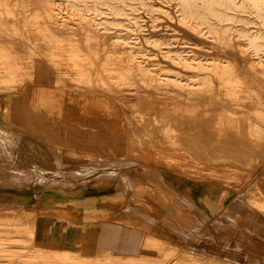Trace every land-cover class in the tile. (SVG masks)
Instances as JSON below:
<instances>
[{
  "label": "rangeland",
  "instance_id": "rangeland-1",
  "mask_svg": "<svg viewBox=\"0 0 264 264\" xmlns=\"http://www.w3.org/2000/svg\"><path fill=\"white\" fill-rule=\"evenodd\" d=\"M233 1L222 22L188 27L183 0H0V65L13 70L0 77V264H264V212L245 193L264 187V91L209 99L204 81L219 62L243 80V61L264 67V0ZM33 51L85 96L46 77L43 112L30 110ZM17 172L33 178L9 182ZM108 225L124 238L96 236Z\"/></svg>",
  "mask_w": 264,
  "mask_h": 264
},
{
  "label": "bare ground",
  "instance_id": "bare-ground-1",
  "mask_svg": "<svg viewBox=\"0 0 264 264\" xmlns=\"http://www.w3.org/2000/svg\"><path fill=\"white\" fill-rule=\"evenodd\" d=\"M250 2L252 1L254 4H257V2H261V0H249ZM259 4V3H258ZM236 6V4L234 3L233 0H183V13L184 16L182 17V20H180V22L182 23V25L188 26V27H193L194 22L191 21L190 17H193V19H198L201 22H205V19H208V15L212 14L215 15L220 22L223 21V19L228 18V14L226 12V9L228 8H234ZM169 15V13H167ZM218 23V26L212 25L210 24V27L212 26V28L214 29V31H221L223 30V28L225 27L224 24ZM198 31V30H197ZM198 33V32H196ZM225 38V37H222ZM231 46V45H230ZM33 54V64L34 66H36L38 68L39 74L38 75H42L39 76L41 79L37 82L38 84H33L31 87L29 85H27V87L22 91L21 93V99L22 98H29L28 104H26L27 107H29L30 110H33L34 108H39V113H42V109H40V107H42V102L39 100H34L35 94L36 92L39 94L41 91H43V89H46V84L44 82L46 77H50L51 82H52V88L54 89V91L51 90V92H55V91H59L61 92H70V93H78L79 95H83L85 96V94L82 92H77L79 91V87L81 86L78 83H75L71 81H67L65 80V78L63 77V75L65 73H67V71L65 69H63V67H61L58 62H53V64L49 63L46 61L44 55H42L41 53H34V51L32 52ZM180 60H184L183 58H179ZM260 60V59H259ZM225 63V62H224ZM228 65H224L222 62H219L216 64V70L217 73L219 74L220 78L217 79L218 82H216V79H214V76H209L206 77V79L204 80L206 82V93H207V97H209V99H213V96H215L218 92L222 93V92H228V95H232L233 99L234 97L238 94V93H242L243 91H247L248 89H255V90H259V91H264V67L262 65V62H255L253 59H249V61L247 62L245 60V62L243 61V74L244 75H248V78L243 80L240 74H238V70H235L234 67L235 65H233V63L231 62V60H229V62L227 63ZM135 67H137V69L141 70V66L140 64L138 66H135L133 63H131L130 65V70L134 69ZM1 68H5V69H1ZM13 70L11 69H7V67L5 65H0V77H3L5 75L8 74H13L12 72ZM143 72H145L146 70H142ZM148 71H150L148 69ZM169 81V80H168ZM155 85V84H154ZM84 87V86H83ZM95 87V86H94ZM97 87V86H96ZM99 87H97L98 89ZM96 88H89V92L91 94V98L95 97V94L98 91L95 90ZM108 89V88H107ZM63 90V91H62ZM100 90V89H98ZM88 91V90H87ZM102 91V90H101ZM104 91V90H103ZM117 91V89H116ZM85 92V91H84ZM149 92V91H147ZM102 93V92H101ZM9 94V93H8ZM14 94V93H13ZM109 94V93H108ZM118 94V93H117ZM127 94V93H126ZM1 95V94H0ZM3 95V94H2ZM1 95V96H2ZM148 95V94H147ZM56 96V95H55ZM118 97V95H116ZM122 96V95H121ZM129 96V95H128ZM157 96V94H156ZM167 96V95H165ZM170 96V95H169ZM206 96V95H205ZM168 97V96H167ZM9 98V97H8ZM46 98V107L47 104L50 106V102L51 100H53L52 95L50 96H45ZM61 98V102L64 103V97L62 95H60ZM63 98V99H62ZM155 98V97H154ZM116 99V98H115ZM118 99V98H117ZM150 99V98H149ZM220 99V98H219ZM9 100V99H8ZM122 100V99H121ZM126 100V99H125ZM125 100L123 99L122 102ZM185 100V99H184ZM184 100H181L182 102ZM118 101V100H117ZM199 101V100H198ZM213 101V100H210ZM220 101V100H219ZM120 102V101H119ZM190 102V101H189ZM206 102V101H205ZM234 102L232 99L229 98H222L221 102H218L216 105V107H218V109L225 110L228 109ZM52 103V102H51ZM194 103V102H193ZM204 103V102H202ZM127 103H125L126 105ZM257 103H255L254 100H251L249 102V108H253ZM54 105H56V103H54ZM166 105V104H165ZM199 105V104H198ZM210 105H213V103H210ZM122 106H124L122 104ZM119 107V106H118ZM126 107V106H125ZM200 107H202L200 105ZM48 108V107H47ZM192 108V107H189ZM194 108V107H193ZM197 108V107H196ZM203 108V107H202ZM125 109V108H124ZM126 110V109H125ZM196 110V109H195ZM203 110V109H202ZM155 111V110H153ZM186 112V111H185ZM173 113V112H172ZM214 113V112H213ZM197 114V113H196ZM216 114V113H215ZM9 115V114H8ZM120 115V114H119ZM219 115V114H218ZM7 116V115H6ZM176 116V115H175ZM179 117V116H178ZM224 117V116H223ZM196 118V117H195ZM8 119V117H7ZM14 119V118H13ZM54 119V118H53ZM222 119V118H221ZM9 120V119H8ZM50 120V119H49ZM121 120V119H120ZM178 120V119H177ZM191 120V119H190ZM234 120V119H233ZM242 120V119H241ZM239 120V121H241ZM244 120V119H243ZM246 120V119H245ZM249 123L245 124L246 126L248 125V127L252 126V122L249 121V119H247ZM10 121V120H9ZM16 121V119H15ZM25 121V120H24ZM215 121V120H214ZM1 122V120H0ZM7 122V121H6ZM18 122V121H17ZM32 124H35V122L31 121ZM38 122V121H37ZM186 122V120H185ZM246 122V121H245ZM12 123V122H11ZM24 123V122H22ZM129 123V122H127ZM196 123V122H195ZM230 123V122H229ZM234 123V122H233ZM5 124V123H4ZM2 126H5V125ZM14 124V122L12 123ZM21 124V123H20ZM28 124V123H27ZM26 124V126H27ZM193 124V122H192ZM232 124V123H231ZM235 124V123H234ZM19 125V124H18ZM191 125V124H189ZM17 126V125H16ZM14 124V127H16ZM9 127V126H8ZM19 127V126H18ZM29 127V126H27ZM127 127V125H126ZM130 128V127H129ZM244 128V127H243ZM11 129V128H9ZM14 128H12L13 130ZM22 129V127H21ZM189 129V128H188ZM193 129V128H191ZM234 129V127H233ZM18 130V128H17ZM25 130V129H23ZM27 130V129H26ZM35 132H37V129H34ZM37 130V131H36ZM54 130V129H53ZM247 130V129H245ZM50 131V130H49ZM194 131V129H193ZM45 132V131H44ZM43 132V134L45 135V133ZM178 133L179 130H177ZM200 132V131H199ZM243 132V131H242ZM29 133V132H28ZM185 133V132H184ZM202 133V131H201ZM200 133V134H201ZM205 133V132H203ZM240 133V132H239ZM32 134V133H31ZM39 134V132H38ZM181 134V133H180ZM186 134V133H185ZM188 134V133H187ZM198 134V133H197ZM247 134V133H246ZM195 135V134H194ZM40 136V134H39ZM43 136V135H42ZM42 136L40 138H42ZM250 136V135H249ZM180 137V136H179ZM219 137V136H218ZM217 137V138H218ZM178 138V136H177ZM220 138V137H219ZM222 138V137H221ZM52 139V138H51ZM214 139V138H212ZM49 140V139H48ZM47 140V142H48ZM213 141V140H212ZM222 141V140H221ZM181 142V141H180ZM224 143V142H223ZM236 145L238 143H235ZM234 144V145H235ZM186 146V145H185ZM212 146V145H211ZM233 146V145H231ZM244 146V145H243ZM33 173V172H32ZM33 178V174H31L30 172L27 173H21V172H17L15 174L10 173L9 175V179L8 181L11 183H21L24 182L26 180H30ZM243 180V179H242ZM257 185V184H256ZM256 188H260L261 190H259V192H257V190L255 191ZM256 188H246L245 193L248 194H252L253 196V202H255V204H258L261 208V211L264 212V187H260L259 185H257ZM257 195H253L256 194ZM249 194V195H250ZM258 196V197H255ZM137 207V206H136ZM139 207V206H138ZM140 208V207H139ZM140 210V209H139ZM258 212V210H257ZM119 218V217H118ZM67 221V220H66ZM34 223V222H33ZM35 224V230L33 233L38 234V235H42V236H46L49 235V227L45 226V222H42V225L39 226L38 224ZM65 224V223H64ZM88 224V223H87ZM91 224V223H89ZM100 226V225H99ZM111 225L106 226V228L102 229L103 232H96V236H100L101 233H104L106 236H110L112 237V240L114 241V243H117L118 241L122 240V238H124V232L123 231H118L115 227H112ZM96 230V229H95ZM3 231L8 232V234L10 235V233L13 230L10 229H3ZM85 231V230H84ZM97 231V230H96ZM118 232V233H117ZM2 234V232H1ZM0 234V235H1ZM5 234V233H4ZM60 235L61 232L58 230V233H54L53 235ZM90 234V233H89ZM74 236V233L70 234ZM8 237V236H7ZM57 237V236H55ZM84 241V240H83ZM94 241V240H93ZM1 246V245H0ZM3 247V246H2ZM158 248V250H160L161 252L165 251V248L162 246H156ZM41 253V252H40ZM208 258V257H207ZM197 258L196 261L202 264H220L219 262H217L216 260L212 259V258ZM218 259V258H217ZM62 263V262H61ZM67 264V263H65Z\"/></svg>",
  "mask_w": 264,
  "mask_h": 264
}]
</instances>
